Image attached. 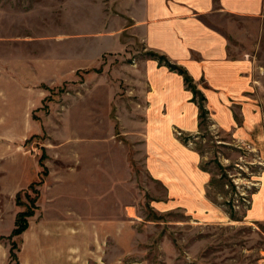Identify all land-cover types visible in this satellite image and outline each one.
<instances>
[{"label": "rangeland", "instance_id": "rangeland-1", "mask_svg": "<svg viewBox=\"0 0 264 264\" xmlns=\"http://www.w3.org/2000/svg\"><path fill=\"white\" fill-rule=\"evenodd\" d=\"M114 3L0 0V264H264V21L251 44L234 40L235 56L250 62L251 107L236 117L249 142L216 131L204 102L196 137L181 136L213 179L209 200L229 218L200 221L154 207L142 130L131 121L145 103L140 63L156 60L127 33L124 48L103 37L121 28L106 17ZM21 81L25 131L5 125L21 121ZM33 183L34 215L8 240Z\"/></svg>", "mask_w": 264, "mask_h": 264}, {"label": "crops", "instance_id": "crops-1", "mask_svg": "<svg viewBox=\"0 0 264 264\" xmlns=\"http://www.w3.org/2000/svg\"><path fill=\"white\" fill-rule=\"evenodd\" d=\"M114 1V14L107 13L106 17L120 20L121 28L104 31L103 37L114 38L115 47L124 48L120 36L127 33L132 36L130 41L139 40L147 53L162 56L183 69L204 98L214 129L229 134L233 142H249L246 122L238 124L236 117L247 114L251 107L246 103L251 88L250 62L240 54L235 56L234 40L251 44L250 30L264 21V0ZM237 20L246 22L245 27L235 26ZM140 67L145 103L142 119L131 121L135 125L131 129L142 130L141 148L155 195L154 207L160 211L181 210L200 221L229 220L224 209L207 196L213 179L201 169V156L188 148L183 137L174 134L178 131L195 138L199 131V109L193 93L182 76L159 67L154 60L144 59ZM22 83L21 121L5 125L16 128L19 124L17 128L25 131L30 125L25 121L27 92ZM31 91L36 93L35 89ZM100 162L106 167L105 158Z\"/></svg>", "mask_w": 264, "mask_h": 264}, {"label": "trees", "instance_id": "trees-1", "mask_svg": "<svg viewBox=\"0 0 264 264\" xmlns=\"http://www.w3.org/2000/svg\"><path fill=\"white\" fill-rule=\"evenodd\" d=\"M148 56L155 59L158 62V64H163L169 71L177 73L178 75L183 77V80H184L186 87L193 93V98H194L193 101H197V100L200 101V103H198V109H199V115L198 116H200V117L203 116L205 114V110H204L203 105H202V103L204 102V98L196 91L195 87L192 84V80L186 74V72L177 66L169 64V62L162 56H158V55L153 54V53H148ZM43 160H44V156L39 161V165H40V167H42L45 170V168L42 164ZM45 174H46V170L43 173V175H45ZM39 184L40 183H36V184L33 183L28 187V190L35 195V198H31V196L28 192H24V195H25L26 200L28 201V204L23 205L25 209L22 212H19L15 216L14 228L11 231L10 236L7 238L8 240H12L13 238L19 237L20 235H22L27 230L28 219L34 215V212L36 210L35 203H36V199L39 196V194L37 191H35V186L39 185ZM19 196H20V193H18L16 195V204L18 206L20 205V203L18 202ZM14 247H16V244L14 242H12V249H14ZM15 257H16L15 254L13 252H11V260L16 259Z\"/></svg>", "mask_w": 264, "mask_h": 264}, {"label": "built area", "instance_id": "built-area-1", "mask_svg": "<svg viewBox=\"0 0 264 264\" xmlns=\"http://www.w3.org/2000/svg\"><path fill=\"white\" fill-rule=\"evenodd\" d=\"M177 136H182L180 132L177 133ZM188 144H191L190 141H188Z\"/></svg>", "mask_w": 264, "mask_h": 264}]
</instances>
